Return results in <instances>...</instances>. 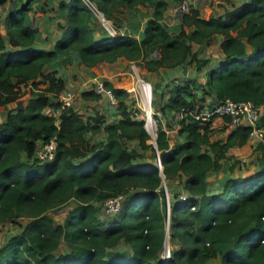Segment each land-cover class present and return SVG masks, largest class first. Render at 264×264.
Returning a JSON list of instances; mask_svg holds the SVG:
<instances>
[{
  "label": "trees",
  "instance_id": "1",
  "mask_svg": "<svg viewBox=\"0 0 264 264\" xmlns=\"http://www.w3.org/2000/svg\"><path fill=\"white\" fill-rule=\"evenodd\" d=\"M32 1L12 6L4 15L6 40L0 33V109L17 98L21 85L29 94L0 122V221L29 218L0 246V264H207L213 259L218 264H264V143L254 147L260 162L256 170L227 176L219 191L210 192L207 172L227 158L229 146L245 142L249 127L230 129L224 141L210 139L209 123L201 125L190 115L195 107L225 97L249 100L263 108L258 124L264 127V0H245L207 18L189 6L174 31L162 20L164 0H89L116 22L117 30L111 23L114 33L98 36L84 0H56L63 22L57 23L60 36L48 48L34 43L27 13ZM137 4L152 9L139 39L118 31L121 18L116 14ZM213 33L222 34L223 56L206 69V87L197 94L195 78L189 77L166 83L157 103L151 99L162 115L179 113L176 132L182 137L171 146L167 128L155 114V147L147 142L143 119L135 117L138 109L125 101L127 91L107 79L103 83L117 99L108 122L101 114L83 119L68 106L56 125L54 116L43 111L57 106L55 97L64 89L56 74L60 66L73 61L94 66L121 57L154 70L189 56L199 69L207 60L196 57L191 43H207ZM39 82L42 88L36 87ZM210 93L214 99L203 103ZM80 95L98 96L92 89ZM99 131L101 138L89 141ZM53 135L54 157L39 161L34 156L37 142ZM127 140L135 143L128 146ZM145 150L148 161L143 159ZM174 179L184 192L170 190L168 233L175 245L162 258L166 208L161 183ZM116 194L122 195L118 211L100 220L94 202ZM69 198L74 205L62 223L55 222L47 211ZM60 241L68 251L55 255ZM119 242L129 247L113 249Z\"/></svg>",
  "mask_w": 264,
  "mask_h": 264
},
{
  "label": "crops",
  "instance_id": "2",
  "mask_svg": "<svg viewBox=\"0 0 264 264\" xmlns=\"http://www.w3.org/2000/svg\"><path fill=\"white\" fill-rule=\"evenodd\" d=\"M40 1H43V0H40ZM51 1H53V0H47V4H48L47 6L43 2L40 4V6L38 4L31 6V4H30V8L28 9V12H27L30 25L33 26V28L35 30L34 43L36 45L44 47V48L51 47L53 45L54 41L60 36L61 28L59 26H57V23L63 22V18H62L61 13L59 11H57V9H56V4L54 5ZM164 1L166 2V4H165V8L163 10L162 20L168 26L167 28L169 31L177 30V28L179 27V24H180L179 16L174 17L175 16L174 14L171 16L168 15L170 8L171 9H173L174 7L176 8L177 2H175L174 0H164ZM196 1H198V3H196ZM196 1L192 2L191 4L193 6L196 5L195 7L198 10V13H197L198 16L203 17V18H207L209 16L223 15V13L226 9H229L232 7V5H234V4H231L232 2L239 4L245 0H227L228 2L230 1L229 6L219 5L217 7L209 5L208 2L205 3L203 0H200V1L196 0ZM6 2H7V5H6V10H5L4 15L12 6H18L21 2H23V0H19L16 3H14V0H10V1L5 0L0 4L3 5ZM13 3H14V5H13ZM225 4H227V3L225 2ZM33 6H34V10H31ZM151 10L152 9L149 6L145 7L143 5L137 4L133 8L124 10L121 13H117V16L121 18L119 20L120 26L118 27V31L121 33H123V32L131 33L139 39L141 37L143 25H144L146 19L148 18V15L150 14ZM34 14L36 15V17H37V14L39 15V18L35 19V20L39 21L38 25L34 24V22H35V20H33L35 18ZM175 18H177V19H175ZM3 21H4V16H3ZM55 27H58L60 30L55 29ZM54 32H56V33H54ZM0 33L3 37V39L6 40V34L4 37L1 30H0ZM221 38H222L221 33H213V34H211L210 40L207 43H200V44L194 43V42L191 43L192 50L195 52L196 57L197 58H206V60H207L206 64L201 66L199 69H196L194 62L189 61V56H186L180 63H178L176 65L159 66L156 69H154L155 72H154V70H147V69L145 71L148 73H152L150 75V78L152 79L153 84L156 85L155 87H157L159 89V91L162 89L164 90V85L166 83L172 85L174 83L181 82L183 79H186L189 77H194L195 78V91L197 94H199L201 92V88L206 87L204 84L205 83V77H206L205 76L206 69L223 56V52L219 46ZM211 41H214L212 45H210ZM210 47H212L213 49H211ZM103 62L105 63V61H103ZM77 63H79V62L73 61L71 63H67L63 66H60L56 74L61 76V73L64 74L65 70L68 69L67 67H71ZM110 63H112V66L109 70V73L112 72L110 75H113V72L117 73L121 70L122 61H120L119 58L115 59L114 61H111ZM79 64H81L83 66V68L91 67V66H86L82 63H79ZM63 69H64V72H63ZM82 70H83V72L88 73L89 75L92 74V72L90 70H87V69H82ZM123 70H125V69H123ZM80 72H81V70H80ZM103 72L105 73V71H103ZM153 74H154V76H153ZM89 79L92 80V76H90ZM138 79H141V78H138ZM86 81L87 80L85 79V76L80 73V76L77 78L76 83H75V84H79V85H77V88H79L78 89L79 92L91 89V87L89 89V88L84 86ZM68 82H69L68 78L67 79L65 78V80L63 79V85L64 86H66ZM130 89H133V87L126 89V90H130ZM128 92H130V91H127V93ZM164 96L165 95H163V97ZM127 97H128V94H127ZM203 98H204L203 103H206V102L213 100L214 95L212 93L205 94ZM89 99L94 100L95 98H89ZM98 101H102L103 103L105 102L106 108L109 110V114H110L109 116L111 119V117L114 115L113 114L114 113L113 107L115 106V104L114 105H108L106 99L101 97V96L98 97ZM85 102L90 103V102H88V100H85ZM128 106H129V103H128ZM110 107H112V109H109ZM6 108L8 109V107H6ZM1 109H3V108H1ZM7 109H5L6 112L3 114V117H2L3 119H1L0 122L4 120L6 113L9 110V109L8 110ZM117 117H118V115H117ZM135 117L139 118L137 116V114ZM164 117H169V119H173L176 121L177 117H179V113L174 112V111H170ZM106 122H108V121H106ZM216 125L219 126L216 128L220 129V133L222 135L219 138H211L210 132L215 131L216 128H214L213 126H216ZM177 127L178 126L175 124V129H177ZM172 130H174V129H172ZM170 131H171V129H168V131L166 132V134L168 136L169 146H171L173 144V141L175 140L172 137H170V134H169ZM228 132H229V128L226 127L224 120H222L220 118H213L209 122L208 134H209L210 139H218V140L224 141ZM175 134L176 135H174V136H176V137H182L180 134H177V132ZM128 142H133V143H131V145H128V146H132L135 143L134 140H127L126 144H128ZM147 142H149V141L147 140ZM255 144H256L255 139L253 137L247 136L245 142H243L242 144H239V145L238 144H232L231 146H229L225 151L227 158H225V159L221 158L219 161L220 164L215 169L208 171L206 174V183H207L208 191H210V192L219 191L221 189V185H222L223 180L227 176L246 175V174L251 173L254 170H256L260 166V162L257 161V152L254 149ZM146 152H147L146 150L142 151L143 159L148 161V158L145 155ZM242 161H244V163ZM173 181L174 180L169 181L168 182L169 185L167 183V185H166L167 191L170 193V190H174V191L183 193L184 190H183L181 184L177 183V181H176V184L174 185ZM172 245L174 246L175 243H172Z\"/></svg>",
  "mask_w": 264,
  "mask_h": 264
},
{
  "label": "rangeland",
  "instance_id": "3",
  "mask_svg": "<svg viewBox=\"0 0 264 264\" xmlns=\"http://www.w3.org/2000/svg\"><path fill=\"white\" fill-rule=\"evenodd\" d=\"M10 1V0H9ZM19 0H14V3L18 2ZM200 1V0H199ZM205 3H209V5L211 6H219V5H227L229 6V2L227 0H203ZM43 1H38V0H34L31 2V6L32 5H36L38 4L40 6V4L42 3ZM54 5L57 4V1L56 0H53L51 1ZM195 2V1H194ZM225 2L227 4H225ZM13 3V5H14ZM196 3H198V1H196ZM231 4H236L235 2H232ZM6 5H7V2L4 3L3 5L0 4V30L1 32L3 33V36L5 37V25H4V21H3V16H4V13H5V10H6ZM48 4H46L47 6ZM195 5V4H194ZM12 6V5H11ZM145 7H147L146 5H143ZM189 6L193 7L196 9V5L193 6L192 4H189ZM175 8V7H174ZM171 9L169 10V16L171 15H175L174 17H178L180 16V13L176 11V9ZM31 10H34V6L32 7ZM58 11V10H57ZM188 11V10H187ZM197 13H198V10L196 9ZM53 13V12H52ZM36 14V13H35ZM34 14L35 18L33 20H35L36 18H39V15L37 14V17L36 15ZM117 14V13H116ZM177 19V18H175ZM110 24L112 23V25L114 26L115 30L116 29V22L115 21H112V19H108ZM91 21H92V27L94 29V34L95 36H98L102 33H108L107 29L105 28V26L103 25V23L98 19V17L93 13L92 15V18H91ZM165 24V22H163ZM33 24V23H32ZM35 25H38L39 24V21L38 20H35L34 22ZM166 27H168L166 24H165ZM55 29L57 30H60L58 27H55ZM4 31V32H3ZM56 33V32H54ZM214 41H211L210 45L213 44ZM213 47V46H212ZM212 47H210L211 49H213ZM209 48V49H210ZM120 61H122V68L119 72L117 73H114L113 72V75H110L111 73H109V70L112 66V63L110 62H106L105 63L103 61H100V62H97L94 66H91V67H87V68H83V66L79 63L71 66V67H67L68 69L65 70V73L62 74L61 73V76L62 78L65 80V78L69 80V82L67 83L66 86H64V90L66 89L67 91H70L73 93V97H74V100L72 102V105L70 106L72 109H74L75 111H77L81 117L84 119L86 118L87 116H91V115H95V114H101V119L103 122H106V121H109L110 119V114H109V110L106 108V104L105 102L103 103L102 101H98V97L95 98L94 100L92 99H89V98H86V97H81L80 95V92L78 91L79 88H77V85L79 84H75L76 83V80L77 78L80 76V73L82 75L85 76V79L87 80L86 83L84 84L85 87L89 88L91 87L92 85V80L89 79L90 76H92V78L94 77H99L101 79H107L108 81L111 82V84L114 86V87H120V88H123V89H129L131 87H133V89H130V90H126V91H130L128 92V97L125 99L127 101V103H129V106L130 107H136L138 109V114L137 116L141 119H143V123H144V119L146 117V114H150L153 122H154V128L156 127V124L157 122L155 121V118L153 117V114H155V117L158 119L160 125L164 128H167V131L168 129H171V131L169 132L170 134V137H172L173 139H178L180 137H176L174 135H176V129H175V120L173 119H169V117H164V115H162L158 110H157V107L155 106V103H157L159 101V98H158V91L159 89L157 87H155L156 85L153 84L152 82V79L150 78V75L152 73H148L146 72L145 68L142 67V64H137V63H134L133 61H127L123 58H119ZM82 69H87V70H90L92 72L91 75H89L88 73H85L83 72ZM125 69V70H123ZM81 70V72H80ZM105 71V73L103 72ZM63 72H64V69H63ZM155 72V70H154ZM154 76V74H153ZM138 78H141V80L143 81H147L149 82L150 84V87H151V96H150V99H149V108L148 106H146V108H148L147 110H145L144 108V105L141 101V97L139 96V89H138V84H137V79ZM12 79V78H11ZM14 80V79H12ZM80 82V81H79ZM44 86L43 83H37L36 84V87L38 88H42ZM76 86V87H75ZM83 87V86H82ZM23 91V92H22ZM156 92V93H155ZM29 94L27 91L24 90V87L21 85V88H20V91H19V95L17 96V98L15 100H13L12 102H7L4 104V106L2 107L3 109H0V120L3 119V114L6 112L5 109H7L6 107H8V109H11L14 105H16V103L19 101L21 102L22 104L27 100ZM151 99H153V101H155V103L151 102ZM85 100H88V102L90 103H87L85 102ZM90 100V101H89ZM92 103V104H91ZM103 103V104H102ZM7 109V110H8ZM109 109H112V107H110ZM43 111L44 112H50V107L46 106L43 108ZM147 112V113H146ZM149 118V116H148ZM178 119V117H177ZM214 128L216 127H219L218 125L216 126H213ZM174 129V130H172ZM211 129V128H210ZM155 130V129H154ZM151 135H153V131H150V130H147ZM211 138H219L221 137V133H220V129L216 128L215 131H211ZM149 134V136H150ZM103 135V133L101 131H99V133H96V134H91L89 136V141L93 142L95 141L96 139H99L101 138V136ZM151 136L148 138V141L151 142ZM131 143L133 142H128V145H131ZM39 142H37L36 144V147L35 149L37 148ZM21 158H25L23 154H20ZM37 159V158H36ZM244 163V161H242ZM176 180L177 179H174L173 181V184L175 185L176 184ZM167 184L164 182V180L162 181L161 183V187H162V190H163V195H164V200H165V208H166V217H165V226H166V231H165V236H164V240H163V245H162V249L160 251V254L159 256L164 258L162 255L163 254V250L168 247L169 249L172 248V243L169 242V233H168V205H169V196H170V193L167 191ZM169 185V183H168ZM110 197V196H109ZM94 204L97 206L98 210L96 211V215L99 217L100 220H106L108 219L109 217H111V215H113L111 212H109L106 207L104 206L103 204V201H95ZM74 205V200L72 198H69L67 199L64 203L56 206V207H53V208H50L47 213L53 218V220L55 222H58V223H62L66 213L68 212V210ZM29 218L26 217L25 215H22L21 217H14L12 219H6L4 221H0V246H2L6 239L14 234V233H18V231H20L22 229V226L23 224H25V222L28 220ZM122 246H125V247H129L126 243H123V242H119L118 244H116L114 248H119ZM62 250L64 251H68V246L65 245L62 241H60V244L57 248H55L53 250V253L55 255H57L58 253H60ZM207 264H218V261L217 260H211L209 263Z\"/></svg>",
  "mask_w": 264,
  "mask_h": 264
},
{
  "label": "built area",
  "instance_id": "4",
  "mask_svg": "<svg viewBox=\"0 0 264 264\" xmlns=\"http://www.w3.org/2000/svg\"><path fill=\"white\" fill-rule=\"evenodd\" d=\"M196 0H180L176 5V11L179 13L185 12L189 9V4ZM89 9L98 17V19L103 23L108 33H114V29L108 19H106L103 14L94 6V4L89 0H84ZM142 84H144L148 89L147 97L150 99L151 87L149 82L137 79ZM91 89L98 95L106 99L108 105H114L117 102L115 95L110 87L104 85L103 80L99 77L92 78ZM139 89V86H138ZM139 96L140 91H138ZM58 102L57 106L50 108V113L54 116V124L57 125V116L60 111L68 106L72 105L74 100L73 93L62 89L55 97ZM263 113V108L260 106H255L249 100H231L227 97L222 100L208 105H203L201 107H195L190 111L192 118L199 124L204 125L209 123L213 118H220L224 120L227 128L232 129L239 125L248 126V135L253 137L255 142L264 143V127L258 124L259 117ZM56 149L55 136L49 137L47 140L39 142L37 148L35 149L34 156L39 161L51 160L54 157ZM157 165H159L157 163ZM122 200L121 194H116L110 197H106L103 200V204L106 209L115 213L118 211ZM163 257L167 258L170 255V249L166 247L163 250Z\"/></svg>",
  "mask_w": 264,
  "mask_h": 264
},
{
  "label": "bare ground",
  "instance_id": "5",
  "mask_svg": "<svg viewBox=\"0 0 264 264\" xmlns=\"http://www.w3.org/2000/svg\"><path fill=\"white\" fill-rule=\"evenodd\" d=\"M137 84L139 86V91H140V95H141V101H142V103L144 105L145 110H147L149 108V98L147 97L148 89L140 81H137ZM146 106H148V108H146ZM148 116H149V118H148ZM144 126H145L146 130H150V131L154 130V122H153V120H152V118H151L149 113L146 114ZM157 163L159 164V162H157Z\"/></svg>",
  "mask_w": 264,
  "mask_h": 264
},
{
  "label": "water",
  "instance_id": "6",
  "mask_svg": "<svg viewBox=\"0 0 264 264\" xmlns=\"http://www.w3.org/2000/svg\"><path fill=\"white\" fill-rule=\"evenodd\" d=\"M143 127H144V129L146 130V128H145V126H144V123H143ZM155 129V128H154ZM146 132L147 133H149L147 130H146ZM151 136V143H152V146L153 147H155V141H154V137H155V130H153V135H150ZM157 162H159L160 163V161H159V158L158 157H156V159H155V163H157ZM157 165V164H156ZM158 168H159V170H161V166L160 165H158ZM161 172V171H160ZM165 231H166V226H165ZM165 236V235H164Z\"/></svg>",
  "mask_w": 264,
  "mask_h": 264
},
{
  "label": "clouds",
  "instance_id": "7",
  "mask_svg": "<svg viewBox=\"0 0 264 264\" xmlns=\"http://www.w3.org/2000/svg\"><path fill=\"white\" fill-rule=\"evenodd\" d=\"M149 134V133H148ZM155 163V162H154ZM157 163H155V165H156ZM159 165H160V163H159ZM157 167H158V165H156ZM161 166V165H160Z\"/></svg>",
  "mask_w": 264,
  "mask_h": 264
}]
</instances>
